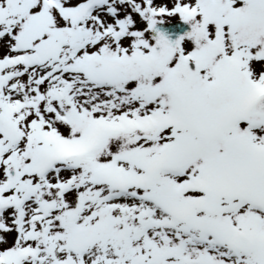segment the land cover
Listing matches in <instances>:
<instances>
[{"label":"snow or ice","instance_id":"1","mask_svg":"<svg viewBox=\"0 0 264 264\" xmlns=\"http://www.w3.org/2000/svg\"><path fill=\"white\" fill-rule=\"evenodd\" d=\"M0 264H264V0H0Z\"/></svg>","mask_w":264,"mask_h":264}]
</instances>
